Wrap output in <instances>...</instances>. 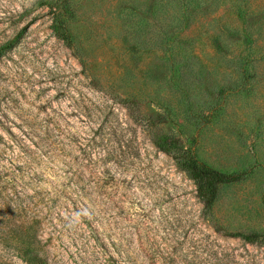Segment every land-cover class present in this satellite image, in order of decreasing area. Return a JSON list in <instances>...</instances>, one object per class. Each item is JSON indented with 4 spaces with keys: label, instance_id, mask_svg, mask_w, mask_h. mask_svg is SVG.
Returning a JSON list of instances; mask_svg holds the SVG:
<instances>
[{
    "label": "rangeland",
    "instance_id": "374dc122",
    "mask_svg": "<svg viewBox=\"0 0 264 264\" xmlns=\"http://www.w3.org/2000/svg\"><path fill=\"white\" fill-rule=\"evenodd\" d=\"M154 134L244 178L205 209ZM251 231L264 0H0V264H264Z\"/></svg>",
    "mask_w": 264,
    "mask_h": 264
},
{
    "label": "trees",
    "instance_id": "16d2710c",
    "mask_svg": "<svg viewBox=\"0 0 264 264\" xmlns=\"http://www.w3.org/2000/svg\"><path fill=\"white\" fill-rule=\"evenodd\" d=\"M55 36L70 46L72 38L66 28L56 25ZM155 146L165 154L171 156L176 167L183 172L194 184L196 194L205 209H210L220 192L221 187L241 181L244 178L242 173L222 172L206 163L199 161L191 152L176 144L165 134H154ZM244 242L250 244H264V233L251 231L249 233H235ZM38 259L37 255L33 256ZM43 261L41 260V264Z\"/></svg>",
    "mask_w": 264,
    "mask_h": 264
}]
</instances>
